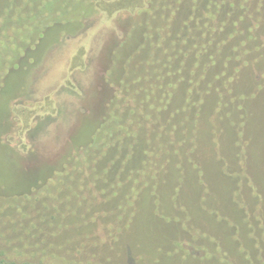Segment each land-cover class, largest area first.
Instances as JSON below:
<instances>
[{
    "label": "trees",
    "instance_id": "trees-1",
    "mask_svg": "<svg viewBox=\"0 0 264 264\" xmlns=\"http://www.w3.org/2000/svg\"><path fill=\"white\" fill-rule=\"evenodd\" d=\"M99 1L0 0V74L24 57L19 49L25 47L28 51V41L37 44V49L26 55H33L35 62L10 75L15 71L31 73L49 49L64 42L65 33L94 24ZM123 10L113 18H118L117 23L124 24L119 16ZM228 12L232 15L231 33L229 25H225L227 19L221 17ZM129 15L127 21L132 22L133 29L109 49L117 55L126 54L124 60L113 62L111 52L112 64L105 77L110 86L118 88L94 112L98 116L92 119L93 128L84 134L72 131L59 152L48 159L45 155L40 157L43 147L34 142L33 166L28 164L27 154L22 155L23 166L14 156L4 160L0 157V164L13 161L33 173L28 186H6L3 180L7 179L1 176L0 186L11 196L16 210L23 214L21 217L31 220L33 228L39 227L51 237H67L64 251L71 256L72 264H85L88 258L73 237L78 232L71 226V215H62L63 211L76 208L77 203L85 212L80 215L89 216L92 233L96 230L103 235L107 260L120 257L122 264H264V259H257L247 242L248 237L254 243L258 240L251 231H257L261 220L246 215L248 212L229 213L227 208L242 210L240 201L234 200V206L226 207L223 191H213L211 163L213 159L217 161L219 170L222 163L211 152L201 149L198 127L202 115L219 114L222 104L229 108L232 100L243 101L248 113L254 109V101L246 99L242 91L253 89L255 98L259 89L264 88V0H148L135 15ZM54 25L61 29L57 34H49ZM44 43L46 47L42 49ZM138 62L142 70L133 69ZM257 71L261 79L255 75ZM222 76L224 80L216 85ZM3 77L0 103L19 94H10L9 78L5 74L6 82L2 84ZM117 90L123 92V97H118ZM212 94L214 105L207 113L204 105L209 104L207 100ZM9 101L0 110V139L12 126ZM31 133L34 136L35 131ZM182 167L197 172L195 184L201 189L197 202L215 214L206 215L204 222L199 221L202 219L194 204L196 200L189 197L186 201L179 196L181 184L189 185L188 174L182 172ZM221 170L226 177L230 176L224 168ZM173 171L178 180L175 191H171L178 199L176 214L166 210L162 196L167 181L164 176L174 174ZM183 174L186 175L182 177ZM219 180L217 186L222 187V179ZM223 186L228 196L227 183ZM85 187L94 192V197L88 192L89 199L82 200L80 190ZM148 200L162 215H139ZM206 202L210 207H206ZM201 205L199 210L204 212ZM57 221V225L63 222L66 226L64 234L56 231ZM141 222L154 234L147 233ZM175 222L189 233L190 242L193 241L191 250L174 230ZM0 264L36 263L17 261L0 252Z\"/></svg>",
    "mask_w": 264,
    "mask_h": 264
},
{
    "label": "rangeland",
    "instance_id": "rangeland-1",
    "mask_svg": "<svg viewBox=\"0 0 264 264\" xmlns=\"http://www.w3.org/2000/svg\"><path fill=\"white\" fill-rule=\"evenodd\" d=\"M147 1L100 0L98 2L99 14L95 18L94 24L89 23L85 28H80L75 33L68 32L64 36L62 35L65 38L64 42L55 45L51 50L49 49L47 55L32 67L31 73L15 71L10 75L17 68L28 67L30 63L35 62L33 55L29 57L26 55L37 49L36 43L28 41L30 45L28 51L30 53L25 47L19 49L21 45L17 47L20 50L19 53L22 52L21 55H24V57L17 59L8 68V71L0 74V78L4 76L3 79L5 74L8 76L6 78H9L10 94L12 95V91L19 93L18 95L15 94L16 96H13L10 101L8 100L13 117L11 116V128L0 139V144L3 145L0 146V157L3 160L6 156H14L18 159L19 166H23L25 162L22 155L27 154L28 164L30 166L36 165V160L32 157L31 152L34 142H39L43 147V153L39 154L40 157L45 155L48 159V157L57 153L60 145L67 142L71 134H84L88 128H93L92 119L98 116L94 112H97L104 100L107 101L118 88L116 85L113 88L105 81L112 64L110 60L111 50L116 42L125 37L126 32L133 29L132 22L127 21L130 16L129 13L135 15L136 11L147 5ZM120 9H124V12L119 15L123 17L124 24L117 23L118 18L113 19ZM228 13H222L221 17L227 19L225 25H229L228 33H231L233 31L232 15L230 16V13L229 15ZM60 29L59 25H54L49 28L48 32L49 34H57ZM56 38L58 37L56 36ZM12 46L15 48L17 46L16 42L12 43ZM45 47L46 43L42 44L41 48ZM110 47L111 50H109ZM144 52L145 50H142V53ZM113 55V62L124 60L126 56L124 53L117 55L116 51ZM138 65L139 62L133 66V69L142 70L143 66L139 65V68H137ZM261 70L263 69L260 68L259 71L261 72ZM259 71L255 74L257 78L261 77ZM222 79L224 80V76L218 77L216 85L221 84ZM4 81L5 79L1 80L2 84H4ZM177 87L178 89L181 87V82L177 84ZM110 89H113V91L111 92ZM117 91L118 97H123V92ZM253 92V89L242 91L244 97L254 101L255 104L254 109H251L249 113L243 105V101L237 100V103H235L232 100L229 108H226V104H222L220 113L218 111L219 114L208 115L207 117L202 115L198 121L201 136L199 144L201 149L211 152L213 158L220 159L222 163L220 170L217 161L215 162L213 159L214 162L211 163L214 168L212 179L215 186H213V191L220 193L223 191L226 207L227 204L233 205L234 200L240 201L241 211L238 208L235 211L227 208V211L229 209V213L232 211L234 215H244L248 212L246 215H255L261 220V224L256 225L257 231H251L252 235L257 237L258 240L254 243L248 237L247 242L252 252L256 253V258L263 260L264 88L259 89L255 98H253ZM213 97L212 94L210 99L207 100L209 104L204 105L207 113L211 111L210 108L214 105ZM8 101L2 100L0 110L7 107ZM48 116L52 120H45ZM202 117L203 120H201ZM202 130H205V133L202 134ZM31 131H35L34 136H32ZM22 168L9 160L1 163L0 176L7 179L3 180V184L15 189L23 187L21 184L28 186L32 182L33 173ZM223 168L230 176H225L223 170H221ZM173 172L174 174L168 173L164 176L167 181L162 187V196H164L166 210L170 213L174 211L176 214V201L178 199L172 196L173 192L171 191H175L178 180L176 172ZM182 172L188 174L190 178L187 175L189 185L181 184V187H183L182 192H179V196L182 197V200L189 201L192 198L196 202L199 201L201 189L195 184L197 183V172L194 168L189 167H182ZM87 173L89 174L88 169ZM186 174H183L182 177ZM87 177L88 175H86L87 182H90ZM220 178L222 179V187L221 185L217 186ZM226 183L229 187L228 196H225L227 190L223 186ZM86 188L80 190L82 200L88 198V192L91 193V198L94 197V192L87 191ZM202 201H205L204 198H202ZM226 201H230V203ZM196 202H194L196 210L200 213V219H202L199 221L204 222L206 215H215L210 213L207 208L204 210L205 208ZM206 204V207H210V203L206 202ZM200 205L204 212H200ZM157 206L159 208V204ZM80 212L83 213L84 211L77 203L76 208L71 209L70 212L63 211L62 215H71V226L78 232L73 237L76 238L75 241H79L80 247L85 249L88 257L85 258V264H122L124 260L120 257L115 258V261H111V258L107 260L109 256L104 250L105 243L101 238L103 235L97 233L96 230L92 233L89 216L80 215ZM21 215L23 214L18 213L11 196L0 186V252L4 256L17 261L36 264H72L71 256L64 251L67 237H51L40 230L39 227L38 229L33 228L31 220L25 219ZM139 215H162V211L153 209L152 201L148 200L146 208ZM57 224L58 221L55 227L56 231H63L64 234V231L67 230L64 223ZM141 226L147 233L151 231L150 234H154V231L149 230L145 222H141ZM174 230L178 232L179 236L181 235V239H185V246L191 250L193 241L190 242L189 233L180 223L174 225ZM237 231L238 229L236 233ZM196 253H200V251L196 250Z\"/></svg>",
    "mask_w": 264,
    "mask_h": 264
}]
</instances>
